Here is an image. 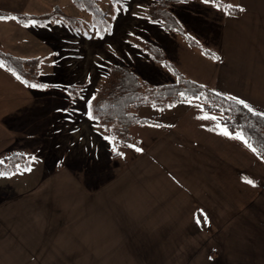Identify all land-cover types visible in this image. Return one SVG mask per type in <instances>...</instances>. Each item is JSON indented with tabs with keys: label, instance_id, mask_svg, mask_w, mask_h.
I'll use <instances>...</instances> for the list:
<instances>
[{
	"label": "crops",
	"instance_id": "1",
	"mask_svg": "<svg viewBox=\"0 0 264 264\" xmlns=\"http://www.w3.org/2000/svg\"><path fill=\"white\" fill-rule=\"evenodd\" d=\"M57 1L69 4L67 0H0V11L39 15L46 6L54 7ZM217 2L243 11L238 15L229 14ZM172 13L185 35L219 57L209 59L199 48L189 46L185 36L170 37L171 32L162 31L157 45L174 68L184 77L224 97L243 100L254 111L264 114V0H190ZM46 31L34 23L24 26L14 19H0V49L20 58L44 56L42 77L48 76L50 70L56 71L54 66L60 61L51 51L54 42L46 38ZM145 63L150 71L140 65L138 74H144L147 79L150 75L158 77L159 71L152 63ZM52 84L61 86L56 81ZM70 87L53 89L54 94H62L65 102L46 107L42 99L49 96L47 90L31 89L0 67V161L17 154L30 158L27 168L18 167L10 174L0 171L3 173L0 175V234L10 233L13 210L21 209L24 224L29 223V209L44 206L43 197L29 202L27 196L29 191L39 193L35 186L45 173L55 178L62 173L68 177L89 173L90 169L81 165L86 157L83 158L80 147L82 143L86 146V139L77 138L76 121L80 112L75 106L77 95ZM150 107L145 115L136 113L148 120L129 128L127 142L112 148L111 159L108 145L106 153L99 155L98 147L94 153L99 159L105 155L120 166L116 186L104 192L108 201L104 197L100 205L104 204L101 211L116 208L124 211L119 217L123 222L116 220L110 230L106 226L113 214L105 212L107 219L104 220L100 216L103 212L95 220L83 214L82 210L89 209L90 203L83 202L85 197L78 198V195L88 192L82 187L70 191L72 187L54 179L49 183L52 191L57 190L68 205L80 204L69 208L74 211L71 214L62 213L60 219L54 220V236L64 245L81 241L78 232L86 240L107 236L118 247L102 255L95 251V257H106L101 264H109L106 259L118 254L120 260L114 264H178L176 258L182 259L179 264H185L184 241L204 242L212 238L223 243L220 229L229 227L227 236L231 241L222 250L218 248V258L213 259V264H264V214L261 212L264 211V159L241 140L220 134L217 125L223 126L218 114L205 112L195 100H178L164 109ZM204 116L215 119L201 118ZM92 152L91 142L88 155ZM106 164L101 167L107 169ZM59 185L63 190H59ZM105 185L98 187L103 189ZM242 211L244 218L239 216ZM36 218L32 225L45 224L39 212ZM197 219L201 221L199 224ZM242 223L246 228L234 229ZM209 229L211 234L206 232ZM239 234H245L244 239H239ZM8 240L6 236L0 238V264H9L12 258L23 256L6 244ZM239 242L244 245H237ZM54 252H58L52 255L59 259L57 264H74L72 258L93 256L82 255L89 250ZM39 256L45 257V254L31 257ZM235 257H238L236 261ZM241 257L244 263L239 261Z\"/></svg>",
	"mask_w": 264,
	"mask_h": 264
},
{
	"label": "rangeland",
	"instance_id": "2",
	"mask_svg": "<svg viewBox=\"0 0 264 264\" xmlns=\"http://www.w3.org/2000/svg\"><path fill=\"white\" fill-rule=\"evenodd\" d=\"M67 1L69 4L66 5L63 4V2L57 1L55 6H58L66 15L75 17L77 23H75V26H70L57 20L41 26L48 31H46L45 34L46 38L53 39L54 43L52 44L51 51H54L53 55L56 56L60 62L54 66L56 71L52 73L50 70L48 76L45 75L42 77L43 68L41 67V76L39 77L40 86L37 89H45L48 91L47 93H49V96L42 99L46 107L61 102L64 104L65 102V99L61 98L62 94H54V90L57 91L58 89H64L63 87L67 88L69 86H72L74 90H76L77 97L75 106L80 112L76 121V129L78 131L77 138L80 139L84 137L86 139V146L82 143V146L80 147L83 158L86 157V160L82 161L83 163L81 165L84 164L90 170L89 173H76V176L74 177H68L62 173L55 178L51 177L50 174L45 173V176L40 179L38 185L35 186V188H38H36L35 191H39V193L31 194L32 191H29L27 196L29 202H37L36 199L33 198L42 199L43 197L42 201L44 202V206L41 205L42 207H40V209L34 208L28 210L30 224L26 223V221L24 224L21 223L20 208L17 212L16 210H13V225L10 230V233L12 232V234L8 233L7 235H3L4 232H2L3 234H0V236L8 237L9 240L6 244L10 246L14 252L18 251V253L23 256L20 258H12L9 264H32L33 262H37V264H57L56 261L59 259L52 255L58 254V252L54 251L63 249L68 250L69 253L74 252V250H89V252H83L82 255L85 253L93 255L87 259L72 258L74 264H101L102 260L106 257H95V251L98 252L96 254L100 253V255H102L103 253H108L118 247V243L110 241L107 236H94L95 239L86 240L87 237L81 235L80 232H78V237L81 238V241L72 242V244L67 242L66 245L58 241L56 235L54 236L53 234L54 220L60 219L62 213L71 214L73 210L69 208H74L80 204L72 203L68 205V201L61 197L57 190H51V185H49V183L55 179V182L57 183H65V186L72 187L69 188L70 191H73L75 187H82V189L88 192V194H77L79 196L78 198L85 197L86 200L82 201L90 203V208L82 210V213L94 220L97 219L100 212H103L102 215L100 214L103 220L107 219L105 212H108L107 214H113L114 216L112 215V218L109 220V225L106 226L110 227V230L116 220L123 222L119 217L124 211H121V209L118 208L101 211V206L104 204L100 205V203L104 201V192L109 190V188L111 189L116 186L118 180L117 177L120 174L116 172L120 166L115 161H109L105 155L99 159L94 154L97 147L99 151H101L99 155L106 153V147L108 145V157L110 156L109 158L111 159L112 148L119 143H116V140L112 137L107 140L105 138V132L98 128L96 123L89 118L90 116L87 114L88 101L96 89L104 82L108 67L111 65L121 64L131 68L138 74L137 66L140 65H142L141 67L144 69L146 68L145 70L150 71V66L145 63V61H147L150 64L152 63V65L159 71V74H157L159 76L156 77V75H150L147 79L145 75L140 72L142 76L138 75L143 80H146L151 85L172 83L175 80L174 76L168 69L153 63L143 50L146 43L158 46V39H160V35L163 33V29L159 23H151L145 17L147 7L156 0H120L117 3H113L110 0H97L99 6L104 12L105 20L110 26L109 31L103 35L99 34L96 28L91 25V18L88 13L77 10L70 0ZM183 3L184 2H180L171 5L170 11L173 12L174 9ZM52 8L53 7L48 5L45 7V10H41V12L46 13L52 10ZM170 35H172L170 37L180 38L173 33ZM42 57L44 58V56ZM53 81L60 82L61 86H54L52 84ZM146 107L147 108L143 107L141 109H134V112L145 115L147 113L146 110L151 109L150 106ZM91 142L93 143V152L90 157L88 152H90ZM106 163H108V165ZM102 164H106L105 167H107V169L101 167ZM102 170H104V172H102ZM111 171L113 172L110 173ZM102 184L106 185L103 189H100L98 186H102ZM59 188V190H63L61 185H59ZM70 194L72 196L75 195L72 193ZM105 200L108 201L106 197ZM108 204H111V202H108ZM60 206H63V208L61 209ZM38 212L43 217L42 222L45 223L44 225L38 226L36 223H34V225L31 224L37 221L36 217ZM259 212L260 211H256L257 214ZM261 212L264 214V211ZM239 216L244 218V211H242ZM101 217L100 219H102ZM98 223L99 221H97V225L99 226ZM243 223L241 224L242 226L237 225L234 229H243L245 227ZM97 225H94V227ZM66 228H68V226H66ZM7 230L9 231L8 227ZM220 230L221 237L225 239L223 243L215 242L212 238L204 242L193 240L184 241L183 262H185V264H213V259L215 257L218 258V248L220 249L221 247L222 250V248L227 246L230 243L229 241H231L230 236H227L230 233L229 227H222ZM206 232L209 234L212 233L211 229L206 230ZM113 237L117 236L114 235ZM244 237L245 234H239V239H244ZM237 245L243 246L244 243L239 242ZM139 247L143 249L142 244H140ZM39 251H41V253H37ZM43 253L45 254V257H31L35 254ZM231 254L232 256L234 255L233 252ZM118 257H120V254L106 260L109 264H114L116 261L118 262L120 260ZM195 257L198 258L196 259ZM237 258L235 257L234 260L236 261ZM180 261H182L180 258H176L175 260L178 264ZM239 261L244 263V257L239 258Z\"/></svg>",
	"mask_w": 264,
	"mask_h": 264
},
{
	"label": "trees",
	"instance_id": "3",
	"mask_svg": "<svg viewBox=\"0 0 264 264\" xmlns=\"http://www.w3.org/2000/svg\"><path fill=\"white\" fill-rule=\"evenodd\" d=\"M117 3L120 0H110ZM190 0H185V2ZM77 10L85 11L90 15V23L96 28L99 34L103 35L109 31V24L105 20L104 12L97 0H70ZM180 3V0H156L152 2L145 12V17L151 23H159L164 32L185 36L189 46L199 48L204 56L213 59L217 57L211 50L202 49L198 43L184 34L182 27L170 11L173 4ZM218 7L225 12L238 15L241 10L238 7L229 6L217 2ZM0 17H16L14 19L20 25L34 23L44 26L51 21L60 20L67 25L75 26V17L66 15L58 6L52 10L39 15L33 14H10L0 11ZM143 50L150 60L168 69L175 80L172 83L151 85L143 80L131 68L121 64L108 67L104 82L96 89L88 101V113L96 126L103 130L105 138H113L116 143L124 144L128 139L129 128L138 122H145L148 119L139 117L134 109L143 106H152L157 109H164L178 100H195L207 113H217L219 122L231 133H241L256 149L255 153L264 159V116L254 115L247 108L236 104L233 100L216 95L217 92L210 90L203 85L192 81L180 74L174 66L166 59L161 48L151 43H146ZM44 58L36 56L32 58H20L11 55L0 49V65H3L19 81L26 85H37L29 87L37 89L40 86V72ZM28 87V86H27ZM70 90H76L70 87ZM180 93H184L182 97ZM199 97V99H196ZM259 113L257 111H254ZM118 145V144H117ZM112 146V144H111ZM114 147V146H113ZM30 162L29 156L17 154L6 157L0 161V171L10 174L18 167L27 168Z\"/></svg>",
	"mask_w": 264,
	"mask_h": 264
},
{
	"label": "snow or ice",
	"instance_id": "4",
	"mask_svg": "<svg viewBox=\"0 0 264 264\" xmlns=\"http://www.w3.org/2000/svg\"><path fill=\"white\" fill-rule=\"evenodd\" d=\"M180 2H185V0H180ZM204 2H208V0H204ZM241 11H243V9H240ZM0 19H16V17H0ZM213 59H219V57H215L213 56ZM3 65H0V67H2ZM17 79H19V77H17ZM28 87H37V85H26ZM180 95L182 97H185L184 93H180ZM216 95H220L219 93H217ZM185 99H187V97H185ZM196 99H199V97H196ZM228 99L233 100L236 104L238 105H242L244 108H247L249 112H252L254 115H258V116H264V114L262 113H256L254 112V110L243 100H240L236 97H228ZM190 102V101H189ZM89 118H92L91 116ZM203 119H215V117H209V116H204L201 117ZM218 128H220V134L224 135V136H228L229 138H233V139H238L241 140L243 143H245L248 147L251 148V145L248 144V141L244 138V136L241 133H236L235 135H232L231 133H229V131L227 130L226 127H221L220 125H217ZM254 152L256 151V149H252ZM136 151H140L139 148L136 149ZM30 170V169H27ZM0 175H3V173H0ZM246 183L252 184L253 182L251 180H246ZM254 186V185H253ZM207 221V218L205 217V222ZM198 224L201 222L199 219H197L196 221Z\"/></svg>",
	"mask_w": 264,
	"mask_h": 264
}]
</instances>
